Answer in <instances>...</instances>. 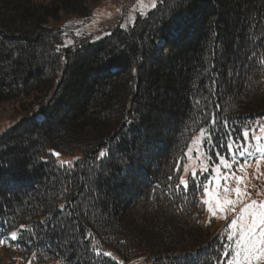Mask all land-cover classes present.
I'll list each match as a JSON object with an SVG mask.
<instances>
[{
  "label": "trees",
  "instance_id": "1",
  "mask_svg": "<svg viewBox=\"0 0 264 264\" xmlns=\"http://www.w3.org/2000/svg\"><path fill=\"white\" fill-rule=\"evenodd\" d=\"M92 1L0 0V102L31 100L0 131L6 264H217L201 181L264 121V0H157L59 48Z\"/></svg>",
  "mask_w": 264,
  "mask_h": 264
},
{
  "label": "snow or ice",
  "instance_id": "2",
  "mask_svg": "<svg viewBox=\"0 0 264 264\" xmlns=\"http://www.w3.org/2000/svg\"><path fill=\"white\" fill-rule=\"evenodd\" d=\"M155 6L154 3L153 7ZM259 131L261 135H256L254 129H244L239 142L234 140L227 145L228 157L217 153L218 164L214 168L215 189L210 186L211 181H201L203 196L205 197L202 204L207 206V211L211 215L214 216L219 213L226 218V213H234L233 219L228 225L227 241L229 243L222 252V255L227 258L226 264H264V200L251 199L246 188L241 187V185L246 184L247 173L245 167L248 165L249 160L255 159L258 174L260 162L264 160V144L260 143L264 140V126H259ZM201 135H204L203 129ZM253 140L256 141L255 152L259 154L255 157L249 151ZM234 144L236 147H233ZM191 152L192 148L189 146V153ZM52 155L58 157L60 154L52 152ZM103 155L104 153L101 152L100 156ZM239 158L243 159V164ZM64 163L66 162L62 161L61 166ZM177 170H179V167ZM184 171L187 172L186 167ZM237 171L244 172V175L237 176ZM196 175V172H192V180L196 179ZM221 179L224 180L223 192H221ZM232 180L236 182L235 188L227 186ZM181 185L185 190L188 188V182L183 177L176 185L177 190H180ZM232 193L235 194V199L230 198ZM257 195H260V193L257 192ZM238 205L239 209L237 210ZM10 238L16 240L17 232H11ZM5 243V240H0V245ZM96 254L100 255L99 252ZM103 255L109 256L111 254L103 253Z\"/></svg>",
  "mask_w": 264,
  "mask_h": 264
},
{
  "label": "rangeland",
  "instance_id": "3",
  "mask_svg": "<svg viewBox=\"0 0 264 264\" xmlns=\"http://www.w3.org/2000/svg\"><path fill=\"white\" fill-rule=\"evenodd\" d=\"M34 3L48 4L50 0H31ZM157 0H93L90 3L91 17L89 19H81L72 15H61L59 21H50L48 24L55 32L60 34L61 42L58 45L59 48H66L74 46L81 38L90 37L94 41L99 40L104 36L107 30L111 29L114 25L124 28L131 25L137 15H145L150 9L153 8V4H156ZM31 100H19L12 99L0 102V131L11 126L17 119V114L22 113L21 105H30ZM264 126V121L261 122ZM259 131V130H258ZM260 132V131H259ZM256 132V135L261 133ZM264 144V140L260 141ZM253 147L249 148V151L253 153V156L259 155L255 152L256 141H252ZM243 164L242 158H239ZM218 163L212 166V171L208 182L211 181V187L215 189V172L214 168ZM235 167V166H234ZM223 171V169H221ZM247 173V180L245 185H241L242 188H246L250 194L251 199L264 200V160H261L259 165V174L257 173V165L255 159L249 160L248 165L245 167ZM237 176H243L244 172H236ZM221 192H223L224 180L221 179ZM229 188H235L236 182L232 180L227 185ZM257 192L260 195H257ZM205 197L203 192L201 194V201ZM235 199V194L232 193L231 197ZM205 218L209 222L212 231L217 232V237L220 239V256L218 258L219 264H226V257L222 255L225 250V246L229 243L227 236L229 234L228 225L233 219L234 213H226L225 216H221L219 213L211 215L207 211V206L204 205ZM239 205L237 206V210ZM3 245H0V264H6L8 257L3 253ZM217 261V264H218Z\"/></svg>",
  "mask_w": 264,
  "mask_h": 264
}]
</instances>
